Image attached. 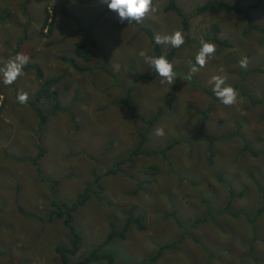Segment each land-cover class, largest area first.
Segmentation results:
<instances>
[{
    "label": "rangeland",
    "instance_id": "374dc122",
    "mask_svg": "<svg viewBox=\"0 0 264 264\" xmlns=\"http://www.w3.org/2000/svg\"><path fill=\"white\" fill-rule=\"evenodd\" d=\"M210 1L176 5L188 14ZM165 4L154 0L157 10L137 23L121 22L99 0H0V68L17 54L29 58L13 84L5 85L0 74V264H60L55 249L67 248L71 235L62 224L65 214L49 221L47 216L83 188H93L95 177L103 192L94 188L72 214L80 243L68 264L96 246L116 264H136L160 247L165 248L153 264H264V213L255 214L264 210V35L245 32L243 18L232 12L201 10L190 15L188 42L173 56L174 83L158 76L133 84L136 75L153 71L146 62L152 47L142 29L154 37L181 31L179 18L163 11ZM251 19L264 27V7ZM212 30L227 47L216 45L206 65L189 77L200 40ZM75 43L92 50L89 61L74 55ZM159 47L172 50L170 44ZM243 57L246 69L239 64ZM103 58L106 71L98 69ZM214 75L225 76L239 93L234 105L216 99L209 83ZM50 78L36 103L45 118L39 124L40 117L17 96L26 92L32 101ZM52 90L58 110L51 109ZM120 97L129 98L138 118ZM203 114L201 134L211 141L197 135ZM139 118L153 122L144 153L129 157L144 130ZM157 128L163 136L155 134ZM165 145L170 149L164 157L145 154ZM129 210L143 217L144 231L130 226L123 238L106 241L110 225L119 231Z\"/></svg>",
    "mask_w": 264,
    "mask_h": 264
},
{
    "label": "trees",
    "instance_id": "16d2710c",
    "mask_svg": "<svg viewBox=\"0 0 264 264\" xmlns=\"http://www.w3.org/2000/svg\"><path fill=\"white\" fill-rule=\"evenodd\" d=\"M37 1V0H36ZM24 5L30 2V0H23ZM264 7V0H251L249 3L242 5L240 0H235L232 4H227L224 0H213L208 3H206L202 8L194 9L193 12L184 14L182 13L177 5H176V0H166V4L163 7L164 12H172L174 13L180 20V29L181 32L184 36V43L188 42V39H185L186 33L188 31V20L190 18V15H195V13L201 11V10H220V11H225V12H232L234 15H239L243 18L244 23H245V32H250V31H257L260 33L261 36L264 35V27L260 28L257 27L253 24V21L251 19V13L255 12L257 10H261ZM22 8L24 9V6L22 5ZM65 16L67 18L72 19L74 22H76V19L65 13ZM44 22V20H43ZM43 24L41 25V27ZM213 26H215L213 24ZM144 32L145 36L147 37L149 43L151 44L152 47V57H159L160 55H165L169 62L172 63L173 56L176 54V50L178 48L172 47V50L169 52H162L160 50L159 44L155 42V37L152 34L151 30L148 29H142ZM204 40H209L210 42L214 43L217 46H222V47H227V44L224 41H220L218 38H216L215 30H212L210 36H205L203 37ZM89 45L93 48V50L96 49V44L93 40H89ZM73 53L76 57L82 58V60L89 61L92 57V50L82 43H75L74 48H73ZM65 63H68L72 68L78 69L76 64L74 63L73 59H66L65 57L61 58ZM106 64V58H103L102 63L99 65L98 69L102 71H106L104 68ZM25 69V68H24ZM175 72V71H174ZM35 73H37L36 76H39V79H42V76L40 75V71L38 68L35 69ZM178 72H175V77H177ZM41 76V77H40ZM158 73L155 71L153 68V71L149 75H141V76H136L132 83L134 84L135 80H150L152 81L156 77H158ZM160 77V76H159ZM53 83V79H44L43 82L40 84V88L35 92L33 96V100L27 102L26 104H29L32 108V111L34 112L35 115L40 117V122L39 124H42L45 120L44 116L40 114L38 108L36 107V103L39 98H41L44 95V92L50 87V85ZM126 90H131V88H126ZM50 99V105L51 109H56L58 107V102H57V97H56V92L53 91L49 95ZM127 97H124L122 101H126ZM130 112V116L132 118H138L134 114V107L131 105H126ZM141 121L144 122V130L139 133V139L134 147V149L130 152L129 157L137 154L144 153L142 152L143 144L145 142L149 127L152 125L153 119H143L139 118ZM200 124H199V129L197 131V135H200L201 137L207 139L208 141H211V137L205 136L201 134V130L203 128L204 124V119H205V114L202 115L200 118ZM170 149V145H165L162 148H156L154 150H151V152H146L145 154H150V155H159L161 157L165 156V153ZM152 168V167H151ZM154 169V168H152ZM155 172V171H153ZM92 185L93 188L90 186H87L81 190V192L76 196L75 200L69 204H58L55 206V210L48 214L47 218L48 221L51 220L52 218H57L61 219L63 214H65L64 218L62 219V224L63 227L68 230V232L71 235L70 243L67 248L65 247H58L55 249V253L58 255L60 264H68V256L69 255H74L77 250L79 249V243H80V237L78 232L72 227L71 221H72V214L74 211L83 205V203L86 201V199L89 198V196L92 193V190L94 188H97V193H102L103 190L101 189L100 183H99V178L95 177L92 180ZM228 194L233 197L232 192H228ZM133 210H129L128 214L126 215L124 219V223L119 231H115L112 229V226L110 225V231L106 236V241H109L112 238H123V234L126 231L127 228L130 226H133L138 232L144 231L142 226L140 224L143 221V217L138 215V216H133L132 214ZM261 213H264V210L262 208L256 210L255 214L260 215ZM54 216V217H53ZM250 223L253 222V220H249ZM177 240H174L172 242V247L175 246L177 243ZM170 247V246H169ZM165 247H160L156 251V253L152 256H149L148 258L142 259L140 262L136 264H153L157 258L159 257L160 252L162 249ZM98 262H105L106 264H116L113 261V258L110 254H100L99 253V246L94 247L91 251L88 252L87 256H85L81 261L75 262L73 264H95Z\"/></svg>",
    "mask_w": 264,
    "mask_h": 264
},
{
    "label": "clouds",
    "instance_id": "9594fccd",
    "mask_svg": "<svg viewBox=\"0 0 264 264\" xmlns=\"http://www.w3.org/2000/svg\"><path fill=\"white\" fill-rule=\"evenodd\" d=\"M99 3L102 5H107L109 10L118 13L121 22L128 20L130 22L136 21L137 23H141L148 13L155 12L157 10L153 6L154 0H99ZM155 42L157 44H170L174 48H179L184 44L185 40L182 32L177 30L171 35L157 34L155 36ZM200 44L201 47L195 56V64L190 68L189 77L197 73L200 68H203L206 65L209 57H211L216 51V45L212 42L205 41L203 38H201ZM139 55L141 57H146V52L140 51ZM28 59L29 58L27 55L20 53L10 58L7 64L0 68V74L3 76V83L5 85L13 84L17 78L23 74V68L27 64ZM146 62L151 68H154L158 75L162 78V83L166 82L170 85L174 83L176 77L173 64L169 62L165 55H160L159 57H149L147 58ZM189 63L191 64V61H189ZM248 63L249 61L247 57H243L239 61L240 67L244 69L248 67ZM197 65L199 67H197ZM220 71L223 72V69L221 68ZM225 81V76L214 75L209 80V83L213 85L212 91L215 94L216 99H218L224 105L231 106L237 102L239 93L232 86L226 85ZM53 91L55 90H52L51 92ZM123 98L120 97L121 104H123L125 107L126 105H131L128 97L126 101H122ZM2 99L3 98L0 97V100ZM17 99L19 103L26 104L28 101V94L26 92H20L17 96ZM54 110H58V107ZM155 134L157 136H163L164 129L157 128L155 130Z\"/></svg>",
    "mask_w": 264,
    "mask_h": 264
}]
</instances>
